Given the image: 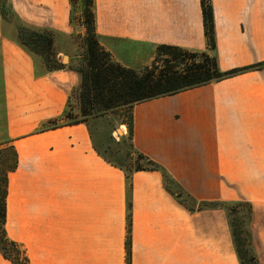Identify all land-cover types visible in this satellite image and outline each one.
<instances>
[{"label": "crops", "instance_id": "1", "mask_svg": "<svg viewBox=\"0 0 264 264\" xmlns=\"http://www.w3.org/2000/svg\"><path fill=\"white\" fill-rule=\"evenodd\" d=\"M221 70L264 62V0H211ZM18 20L51 30L71 63V0H9ZM101 45L125 67L150 65L161 44L207 51L200 0H95ZM0 14L3 139L18 166L8 175L5 229L29 264H241L227 211H191L175 187L201 201L251 205L253 247L264 264V68L136 103L132 143L161 170L131 173L103 156L90 124H57L81 84L75 69L48 72L8 35ZM65 63V62H64ZM0 264H13L0 251Z\"/></svg>", "mask_w": 264, "mask_h": 264}, {"label": "trees", "instance_id": "2", "mask_svg": "<svg viewBox=\"0 0 264 264\" xmlns=\"http://www.w3.org/2000/svg\"><path fill=\"white\" fill-rule=\"evenodd\" d=\"M81 1L86 36L84 37V57L79 66H74L72 62H62L58 57L54 45V33L51 30H39L23 25L9 5V0H0V14L4 20V10L6 7L10 14L16 18L19 26L17 27L15 41L33 55L39 57L43 61L48 72L72 68L81 75L78 100L81 117L83 118L63 124L86 123L87 121L84 117L102 115L120 106L129 107V121L125 122V124H127L129 129L128 138L131 140V147L137 155L136 165L130 170H125V168L110 162L125 170L130 186L131 173L140 170L163 171L165 182L168 186V184L172 183L169 174L157 162L137 150L132 143L133 105L161 96L172 95L214 81L223 80L247 70L262 69L264 68V62L228 71L221 70L217 56L215 55L217 46L213 6L211 0H200L207 39V51H189L179 46L161 44L157 47L156 56L150 65L141 69L128 68L117 62L99 41L96 29L95 0ZM71 4L73 10L74 0H71ZM65 116L67 117V115ZM55 127H57L56 121H50L44 125L42 129ZM6 151H11L12 160H4L3 155ZM141 161H145L146 164H142ZM17 166L18 154L14 145L7 144L6 146L0 147V235L1 239L4 240L6 244L10 245V248L13 250H18L20 247L18 243L7 236L5 218L8 175L11 171L15 170ZM174 194L191 211H195L196 209H224L227 211L233 240L241 264H244V259L252 260L255 264H261L253 247V239L250 231L252 209L248 202H198L191 195L179 189L178 191L175 190ZM184 197L188 198L189 201L195 202L196 205L186 203L183 200ZM128 204L127 264H131V199H129ZM230 205L235 206L230 207ZM241 205L247 208V230L249 237L244 234L246 232L243 228L240 234L244 236L240 237L239 232L234 229L231 222V213H234L237 210V206ZM0 251L7 259L11 260L13 264H19L18 258L21 254L19 250L17 251L18 258H14L9 255L7 249L0 243ZM23 257L24 264H29L28 258L25 255Z\"/></svg>", "mask_w": 264, "mask_h": 264}, {"label": "rangeland", "instance_id": "3", "mask_svg": "<svg viewBox=\"0 0 264 264\" xmlns=\"http://www.w3.org/2000/svg\"><path fill=\"white\" fill-rule=\"evenodd\" d=\"M73 5L72 23L75 28V33L64 42L68 46H75L73 52H71V55L73 57V60L71 62L74 66H79L83 60V55L85 52L84 37L86 36V28L83 23L84 18L82 13V1L74 0ZM4 14V21L7 27L6 31L8 35L16 37L17 27L19 26V23L17 22L16 18L10 14L6 7L4 10ZM78 90L79 88L75 92H73L65 112L59 119V122L56 121L57 124L70 123L83 118L81 117V112L79 109ZM65 115H67V117ZM84 119H86L87 123L91 125L95 133V143L100 152L103 154V156H105L107 160L125 168V170H130L136 165L137 155L134 153L133 148L131 147V140L128 138L129 129L127 124H125V122L129 121V107H116L106 113H103L102 115L88 116L84 117ZM2 120L3 116L0 111V144L1 142H3V134L1 133L3 132ZM3 158L4 160H12L11 151H6L3 155ZM141 163L146 164L145 161H141ZM175 190L178 191L176 187ZM183 200L186 203L196 205L195 202L189 201V199L186 197H184ZM233 206L235 205H230V207ZM236 209L237 210L234 213H231V222L233 224V227L235 230H237V232H239L240 237L244 236L243 234H240L242 228L246 232L244 234L249 237L247 230V208L246 206L241 205L237 206ZM0 243L7 249L9 255L14 258H18L17 251L19 250L21 254L19 255L18 263L24 264L23 256H26V251L25 248H22L20 243H18L20 249L13 250L10 248V245L6 244L4 240L1 239V235ZM244 264H255V262L249 259H244Z\"/></svg>", "mask_w": 264, "mask_h": 264}, {"label": "water", "instance_id": "4", "mask_svg": "<svg viewBox=\"0 0 264 264\" xmlns=\"http://www.w3.org/2000/svg\"><path fill=\"white\" fill-rule=\"evenodd\" d=\"M68 59H69L68 56H64V57H63V61H64V62H68Z\"/></svg>", "mask_w": 264, "mask_h": 264}]
</instances>
